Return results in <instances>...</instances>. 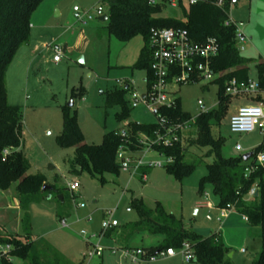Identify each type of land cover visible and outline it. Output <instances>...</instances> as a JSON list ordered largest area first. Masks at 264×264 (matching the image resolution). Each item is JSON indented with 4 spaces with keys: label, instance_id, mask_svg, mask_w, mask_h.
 Masks as SVG:
<instances>
[{
    "label": "rangeland",
    "instance_id": "rangeland-1",
    "mask_svg": "<svg viewBox=\"0 0 264 264\" xmlns=\"http://www.w3.org/2000/svg\"><path fill=\"white\" fill-rule=\"evenodd\" d=\"M55 1L58 0H43L39 4L40 10L47 9L50 17L55 18L56 10L50 12L51 3ZM61 2L71 13L73 5L84 10L102 5L107 12L106 4L100 0ZM182 3L187 6L186 0H182ZM162 14L182 18L178 6H167ZM228 16L243 23L248 41L240 53L246 57L264 59V0H238ZM72 24L77 27V32L72 33L74 36L81 30L86 35L81 48L77 49L73 43L66 44L60 62L52 60L51 51L28 58L20 48L8 67L6 98L8 103L19 107L22 115L21 142L30 165L28 173L42 174L49 188L46 192L18 194L14 185H10L0 191V234L25 237L29 233L39 252L41 264H130L122 256L121 249L112 252V248L117 247L113 236L117 237L119 230H125L130 222L138 219L136 210L131 207L132 199H138L149 209H155L159 204L166 212L179 218L185 227L201 236H210L221 229L219 239L229 250V261L232 264H253L261 248L259 230L246 225L244 219L239 220L236 226L224 227L227 217L221 223L217 221L218 200L210 186L206 184L203 192H198V184L207 173L206 164L213 160L212 155L206 154L208 147L185 145L183 161L193 163L195 167L182 180L169 174L165 167H152L146 173V180L120 171L117 176L105 174L106 182L102 184L85 171H78L73 163L75 147L62 148L57 144L56 137L62 125V107L70 101L73 102L71 109L76 111L85 142L98 144L104 133L122 127V121L115 116L120 107L107 105L108 94L121 89V81L128 82L139 92L145 87V71L133 68L143 45L141 36L122 41L108 31L106 21L94 18L82 25L74 21L73 13L68 20L62 19L59 29ZM80 56L83 57L81 63L78 62ZM250 71L256 79L252 66ZM81 87L82 93L79 94ZM176 90L182 109L192 115L198 113L197 100L203 101L208 108H214L217 103V84L212 81H199L179 86ZM124 99H129L126 91ZM244 103L247 101L242 97L232 98L226 116L219 126L212 129L213 135L222 140L220 152L224 157L254 152L263 144L264 135L259 130L240 134L229 131L230 114ZM128 117L129 120H152L142 106L131 109ZM236 143L240 144L241 150L235 149ZM153 158L158 159V156L154 155ZM72 181L79 183L73 193L68 188V183ZM250 200L247 199V202ZM199 201H208L212 207H197ZM78 203L85 206L78 208ZM107 211H112V218L119 222V226L112 229L110 235H99L101 223L108 217ZM207 214L212 217L210 220L206 218ZM61 219L66 220L67 227L61 225ZM82 229L92 241L104 248L101 256L84 257L87 246L80 235ZM144 236L151 238L147 233ZM140 243L153 244L150 240ZM13 261L14 264H29L17 258ZM165 262L166 259H159L141 264ZM172 264L187 263L178 252ZM188 264L200 263L194 258Z\"/></svg>",
    "mask_w": 264,
    "mask_h": 264
},
{
    "label": "trees",
    "instance_id": "trees-1",
    "mask_svg": "<svg viewBox=\"0 0 264 264\" xmlns=\"http://www.w3.org/2000/svg\"><path fill=\"white\" fill-rule=\"evenodd\" d=\"M43 0H0V191L14 185L18 194L38 193L47 185L45 177L40 173H28L29 162L22 150V115L16 105L8 103L6 98V73L9 65L20 47L30 40L31 16ZM107 6L108 31L122 41H130L141 36L143 45L133 68L143 69L145 77L151 78V50L148 45L152 28L180 27L187 30L191 39L202 41L207 36H214L219 44L218 55L212 62L219 77L213 82L217 84V103L214 108L199 114L193 124L192 134L183 144L162 149L166 155H172L174 160L165 168L177 180H182L192 172L195 165L183 161L186 144L206 146V154L213 160L206 164L207 173L198 184V192H203L208 184L217 197V207L233 204L236 211L245 216L251 227L259 230L261 248L253 264H264V182L263 167L255 160L249 162L242 155L224 157L220 152L221 138L212 133L214 126H219L226 116L232 97L225 94L227 80L236 78L246 80L249 77L250 66L254 68L261 90H264V60L246 57L235 45V28L226 26L229 5L224 0V6L215 5L217 0H199L194 4L184 6L179 0L182 18L165 16L162 12L168 6V0H100ZM82 87L79 94L82 93ZM125 89L121 88L107 96V105L120 107L115 114L118 121L128 119L130 107L124 99ZM260 99L259 94L253 99ZM174 116L186 119L189 114L182 111L180 99L171 111ZM145 125L136 126L142 130ZM57 144L62 147H75L73 163L78 171H85L90 177L97 178L104 184L105 174L117 176L120 172L115 161V151L120 143L115 130L103 134L98 144L85 142L79 127L77 114L71 107H62L61 132L56 137ZM264 149V142L252 157ZM250 156V157H251ZM247 166L255 167L250 173H245ZM146 173L147 170H144ZM255 187L256 193L251 202H247L249 190ZM59 192V191H58ZM131 207L136 210L138 219L130 222L121 232L118 240H128L134 234L146 232L151 235L153 244L142 246L146 250L173 247L180 248L184 241L189 242L194 258L200 264H232L228 259V248L223 246L216 234L201 236L184 226L182 221L172 213L166 212L159 204L155 209L147 208L140 200L132 199ZM110 231V230H109ZM107 231L105 234H108ZM10 245L6 256H0L1 264H14V259L29 264H41L39 252L29 233L25 237L17 234H0V245ZM122 247H129L122 245Z\"/></svg>",
    "mask_w": 264,
    "mask_h": 264
},
{
    "label": "built area",
    "instance_id": "built-area-1",
    "mask_svg": "<svg viewBox=\"0 0 264 264\" xmlns=\"http://www.w3.org/2000/svg\"><path fill=\"white\" fill-rule=\"evenodd\" d=\"M187 5L196 3L199 0H186ZM151 3L154 0H150ZM238 0H227L229 12L236 5ZM179 0H168V6H178ZM215 5L219 8L224 6V0H217ZM73 19L76 23L86 24L88 21L99 18L107 14L102 5L94 6L92 9H81L75 5L72 8ZM228 12V15H229ZM226 26L235 28V45L241 52L244 44L248 41L243 28L242 22H237L229 16L224 21ZM73 25V26H72ZM69 29L75 31L76 25L72 24ZM148 45L151 50V78L149 81L144 77L145 87L142 92L137 91L128 82L121 81V86L129 96L127 100L130 109L142 106L149 114L152 120L141 121L138 119H125L122 121V127L115 130L120 138V143L115 151V161L120 171H125L133 176H140L146 180V172L152 167H166L172 163V155H166L162 149L171 148L176 144H183L185 139L192 134L193 124L197 116L212 108L205 106L203 101L197 100L198 113L189 114L186 119L174 116L171 111L175 109L179 86H186L198 83L199 81H214L219 77L212 67L214 58L218 55L219 44L214 36H207L202 41H195L190 38L188 32L180 27H162L152 28L149 34ZM49 49L52 53V60L60 62L64 54L65 47L58 42L49 43ZM259 82L253 77L246 80H237L230 78L226 82L225 94L234 97L248 99L250 103L238 105L228 118V128L231 133L240 134L259 130L264 135V105L260 102H254L256 94H259ZM180 99V98H179ZM145 125L144 129L137 130L136 126ZM236 150H241L240 144H235ZM157 155L158 159L153 156ZM255 163L264 166V149L255 154ZM255 167L247 166L245 173H250ZM79 187L78 181L68 183L69 190L73 193ZM256 193V188L252 187L247 198L252 199ZM206 194V193H205ZM84 203L76 204V207H84ZM207 207H212L206 202ZM234 210V205L229 204L226 207L219 208L217 221L221 222L226 218L230 211ZM108 217L104 218L101 223L99 235L116 228L119 224L116 219L112 218V211H107ZM207 219H211L206 215ZM90 217L88 218V220ZM242 219L246 220L242 215ZM62 226L67 227L65 219H61ZM80 235L85 240L87 252L84 257H98L102 255L103 247L90 239L85 230L80 231ZM117 246V245H116ZM10 245H0V256H6ZM116 249H121V254L130 264H141L143 262H155L159 259H165L180 253L185 263L194 259L193 251L189 242L184 241L180 248L173 247L156 248L146 250L142 247H122L112 248L115 253ZM242 251H244L242 249Z\"/></svg>",
    "mask_w": 264,
    "mask_h": 264
},
{
    "label": "crops",
    "instance_id": "crops-1",
    "mask_svg": "<svg viewBox=\"0 0 264 264\" xmlns=\"http://www.w3.org/2000/svg\"><path fill=\"white\" fill-rule=\"evenodd\" d=\"M73 6H75V5H73ZM54 9L56 10L55 18L50 17L49 11L47 9L40 10V6L37 7L36 14H34V12H33V15L31 16L29 43L25 46L20 47L22 50V53H24V55L27 56L28 58H32V57H35L37 55L39 56L41 54L40 52H43V51H45L47 53L50 52L49 43H51V42L61 43L65 48L67 46L66 44H68V43H73V46H75L77 49H79L83 46L84 40L86 39V35L82 30L80 32L76 33V36H74L75 34L73 35L72 33L77 32V29L75 31H72L71 29H69V27L71 25H68L66 28L63 27V28L59 29L61 24H62V19L64 20V18H65V20L66 19L68 20L72 16L73 11H72V13L70 11H67L64 8L61 0H58V1L51 3L50 12H53ZM74 37H75V39H74ZM250 58H253V57H250ZM250 70H251V66L249 69V76L252 77ZM262 94H264V90L259 92V98L260 99H258L256 102H260L264 105V98L262 97ZM244 100H246L247 103L251 102L248 99H244ZM141 121H144V120H141ZM254 159H255V155L253 157L252 156L249 157V162H251ZM262 167L264 168V166H262ZM263 182H264V169H263ZM206 202H208V201H199L196 203V206L197 207H206V208L210 209L211 207L206 206ZM207 215H209V214H207ZM241 219H242V215L238 211H236V209L234 208V210H232V213L229 214L227 216V218L225 219L223 225H224V227L236 226V223ZM244 221H245L244 223H246V225L250 226L246 220H244ZM221 222H219V223H221ZM118 224H119V222H118ZM110 231L107 235L112 234V233H110ZM119 231L120 232H118L119 234L117 235V237L112 235L113 241H114L115 245H117V246L118 245L122 246L125 244L129 247H142V246H147V245L141 244L140 241H142V240H147V241L150 240L151 241L150 238H145L144 234L146 232H140V233L134 234L128 240H118V237L123 230H119ZM214 234H216L219 238V235L221 234V229H219L217 231V233L215 232ZM241 251H242V249H241ZM165 259H166V262L164 264H172L174 262L175 256L168 257ZM188 263H191V262H188Z\"/></svg>",
    "mask_w": 264,
    "mask_h": 264
},
{
    "label": "water",
    "instance_id": "water-1",
    "mask_svg": "<svg viewBox=\"0 0 264 264\" xmlns=\"http://www.w3.org/2000/svg\"><path fill=\"white\" fill-rule=\"evenodd\" d=\"M107 14H104V15H102V16H100L99 18H98V20L99 21H102V22H104V21H107ZM83 61V57L82 56H80L79 57V59H78V62H82ZM73 105V102L72 101H70L69 102V104L67 105L68 107H71ZM252 155V152H248V153H244V154H242V157H243V159L244 160H246V159H248L250 156ZM48 189L49 188V186H47V185H43L42 186V189L44 190V189ZM232 254L230 253V256H231Z\"/></svg>",
    "mask_w": 264,
    "mask_h": 264
}]
</instances>
